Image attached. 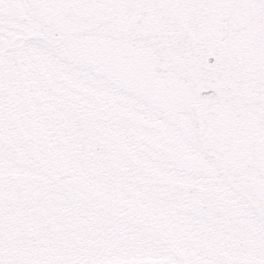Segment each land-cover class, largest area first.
<instances>
[{
    "label": "snow or ice",
    "instance_id": "6c2138e0",
    "mask_svg": "<svg viewBox=\"0 0 264 264\" xmlns=\"http://www.w3.org/2000/svg\"><path fill=\"white\" fill-rule=\"evenodd\" d=\"M0 264H264V0H0Z\"/></svg>",
    "mask_w": 264,
    "mask_h": 264
}]
</instances>
